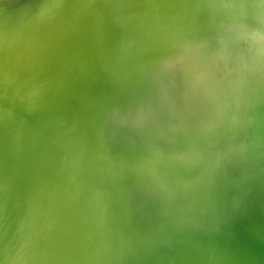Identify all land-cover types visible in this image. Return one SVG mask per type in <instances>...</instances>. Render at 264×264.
Here are the masks:
<instances>
[{
	"label": "water",
	"instance_id": "95a60500",
	"mask_svg": "<svg viewBox=\"0 0 264 264\" xmlns=\"http://www.w3.org/2000/svg\"><path fill=\"white\" fill-rule=\"evenodd\" d=\"M0 264H264V0H0Z\"/></svg>",
	"mask_w": 264,
	"mask_h": 264
}]
</instances>
